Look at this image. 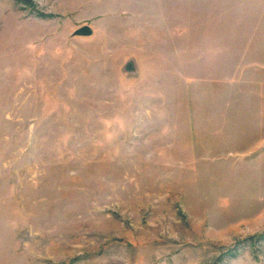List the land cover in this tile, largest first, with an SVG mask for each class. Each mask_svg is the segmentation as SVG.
Returning a JSON list of instances; mask_svg holds the SVG:
<instances>
[{
    "label": "rangeland",
    "instance_id": "1",
    "mask_svg": "<svg viewBox=\"0 0 264 264\" xmlns=\"http://www.w3.org/2000/svg\"><path fill=\"white\" fill-rule=\"evenodd\" d=\"M0 264H264V0H0Z\"/></svg>",
    "mask_w": 264,
    "mask_h": 264
},
{
    "label": "water",
    "instance_id": "2",
    "mask_svg": "<svg viewBox=\"0 0 264 264\" xmlns=\"http://www.w3.org/2000/svg\"><path fill=\"white\" fill-rule=\"evenodd\" d=\"M93 31L89 26H82L74 31L73 35L81 36V37H89L92 36Z\"/></svg>",
    "mask_w": 264,
    "mask_h": 264
}]
</instances>
